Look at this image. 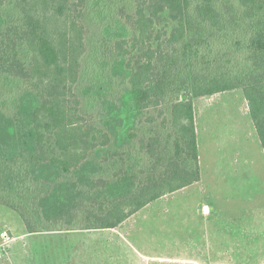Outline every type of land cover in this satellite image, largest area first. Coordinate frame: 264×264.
I'll return each mask as SVG.
<instances>
[{
	"label": "trees",
	"instance_id": "1",
	"mask_svg": "<svg viewBox=\"0 0 264 264\" xmlns=\"http://www.w3.org/2000/svg\"><path fill=\"white\" fill-rule=\"evenodd\" d=\"M119 2L89 118L86 0L0 11V204L28 233L115 228L199 182L196 98L242 89L264 149V0Z\"/></svg>",
	"mask_w": 264,
	"mask_h": 264
},
{
	"label": "rangeland",
	"instance_id": "2",
	"mask_svg": "<svg viewBox=\"0 0 264 264\" xmlns=\"http://www.w3.org/2000/svg\"><path fill=\"white\" fill-rule=\"evenodd\" d=\"M18 1L0 0V11L16 19ZM119 1L114 3L121 5ZM111 2L85 3L88 51L78 90L88 118L96 111L105 70L97 60L99 41L94 34L98 40L107 36L102 23L116 16ZM194 105L201 180L148 204L121 224L140 250V264H194L182 257L195 255L203 257L198 264H264V149L244 92L196 98ZM90 230L79 235L28 233L21 216L0 204V264H96L98 245L92 236L97 233ZM75 237L81 240L73 241ZM114 244L100 246L105 247V264H113L110 249L121 256ZM127 251L125 247L124 264L132 262ZM147 253L155 258L144 256Z\"/></svg>",
	"mask_w": 264,
	"mask_h": 264
},
{
	"label": "crops",
	"instance_id": "3",
	"mask_svg": "<svg viewBox=\"0 0 264 264\" xmlns=\"http://www.w3.org/2000/svg\"><path fill=\"white\" fill-rule=\"evenodd\" d=\"M150 205H152V203L149 204L148 206H150ZM125 225L126 224L123 223V224H120L119 226H117L115 228L90 230L93 233H97L94 236H92L93 241H97V245H98V247H96L98 250V253L96 255L97 256L96 257L97 258L96 264H105V262H106V259L102 255L104 253L103 248H105V247H103L102 249L100 248L101 245H106V242H108V243L116 242V244H118L120 247V249H117V250H120L122 252L121 256H120V254L117 253V251L114 252L113 249H110V251H111L110 252V260L113 261V264H124L125 260H124L123 255H125L126 253H123V251H124L125 247H126V251L129 250V251H127V253H128L127 257L130 256L131 260H132V262H129L128 264H140V254H139L140 250L134 244V242H132V241H130V239H128L127 236H129V234H128V231L124 227ZM54 233L79 235V234H83L86 232L84 230H66V231H54ZM134 238L136 240L138 239L140 242V238L138 235L134 236ZM72 240L77 241V240H81V239H78L75 237V239H72ZM116 244H114L115 247H116ZM53 245H55V244H53ZM144 256H149V257L155 258V255H150L148 253L145 254ZM182 258L186 259L187 261H188V259H190V261H191V259H193L192 261L194 262V264H198L199 262L201 263V261L203 259L202 256L198 257V255L191 256V257H182Z\"/></svg>",
	"mask_w": 264,
	"mask_h": 264
},
{
	"label": "built area",
	"instance_id": "4",
	"mask_svg": "<svg viewBox=\"0 0 264 264\" xmlns=\"http://www.w3.org/2000/svg\"><path fill=\"white\" fill-rule=\"evenodd\" d=\"M205 208H206V206H205ZM206 212H207V210H206Z\"/></svg>",
	"mask_w": 264,
	"mask_h": 264
}]
</instances>
